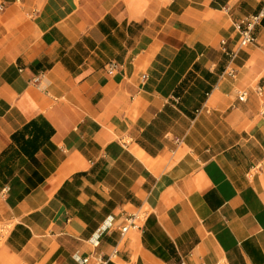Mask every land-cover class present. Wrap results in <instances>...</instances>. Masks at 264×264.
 <instances>
[{
    "label": "crops",
    "instance_id": "crops-1",
    "mask_svg": "<svg viewBox=\"0 0 264 264\" xmlns=\"http://www.w3.org/2000/svg\"><path fill=\"white\" fill-rule=\"evenodd\" d=\"M263 3L0 0V264H264Z\"/></svg>",
    "mask_w": 264,
    "mask_h": 264
},
{
    "label": "built area",
    "instance_id": "built-area-1",
    "mask_svg": "<svg viewBox=\"0 0 264 264\" xmlns=\"http://www.w3.org/2000/svg\"><path fill=\"white\" fill-rule=\"evenodd\" d=\"M0 10H3L2 4H0ZM263 19H264V3L261 10L258 13L248 16L243 22L237 24V28L239 29L240 36L238 39L237 48H233L232 50L227 51L230 56V62H232V60L236 57L237 51L239 49L244 48L255 42L256 38L254 35V30L256 26L262 22ZM223 44H225V42H223ZM117 67L118 64L112 62L109 64L108 70H113L116 69ZM227 73L231 76H234L235 70L229 69L227 70ZM35 80L38 81L39 77H36ZM239 99L243 101L245 99V94L243 93L239 97ZM262 115L264 118V112ZM8 191H9V187L6 186L2 191L3 196H5L8 193ZM145 218H146L145 211H135L127 214V216L125 217V224L120 229L121 234L125 235L132 230L140 229L142 226V222L145 220ZM0 229L6 231L5 234H7L8 232L7 228L3 227ZM118 253H119V249L115 248L107 259H99L96 262V264H108L110 261H113L114 259L117 258ZM88 260H89L88 257L84 258L83 263H86ZM182 264H184V262H182Z\"/></svg>",
    "mask_w": 264,
    "mask_h": 264
},
{
    "label": "rangeland",
    "instance_id": "rangeland-1",
    "mask_svg": "<svg viewBox=\"0 0 264 264\" xmlns=\"http://www.w3.org/2000/svg\"><path fill=\"white\" fill-rule=\"evenodd\" d=\"M6 231L0 229V235H5Z\"/></svg>",
    "mask_w": 264,
    "mask_h": 264
},
{
    "label": "bare ground",
    "instance_id": "bare-ground-1",
    "mask_svg": "<svg viewBox=\"0 0 264 264\" xmlns=\"http://www.w3.org/2000/svg\"><path fill=\"white\" fill-rule=\"evenodd\" d=\"M140 157H143V154H139ZM145 158V157H144ZM147 162H149V160L147 158H145Z\"/></svg>",
    "mask_w": 264,
    "mask_h": 264
}]
</instances>
